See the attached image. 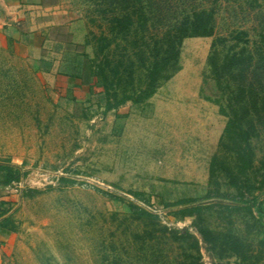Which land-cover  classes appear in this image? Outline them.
Here are the masks:
<instances>
[{
    "label": "rangeland",
    "instance_id": "obj_1",
    "mask_svg": "<svg viewBox=\"0 0 264 264\" xmlns=\"http://www.w3.org/2000/svg\"><path fill=\"white\" fill-rule=\"evenodd\" d=\"M97 1L62 0L60 12L81 14L84 43L82 28L78 35L69 25L39 23L42 11L0 22V164L21 173L0 187V264H183L188 244L134 240L146 224L133 220L129 204L196 237L204 264L219 261L198 234L200 222L234 233L264 264V134L257 127L251 138L253 193L240 196L223 173L210 185L228 119L209 68L213 42L225 38L219 52L246 48L253 56L242 73L228 75L230 84L264 94V0H144L150 32L205 10L214 34L183 41L181 70L147 103L112 111L98 81L85 83L95 58L86 42L107 29ZM240 32L248 43L235 40ZM181 200L192 202L175 206ZM197 206L198 219L180 212Z\"/></svg>",
    "mask_w": 264,
    "mask_h": 264
},
{
    "label": "trees",
    "instance_id": "obj_2",
    "mask_svg": "<svg viewBox=\"0 0 264 264\" xmlns=\"http://www.w3.org/2000/svg\"><path fill=\"white\" fill-rule=\"evenodd\" d=\"M143 1L123 0V5L118 0L96 2L107 29L86 42L95 45V58L88 62L89 74L85 83L90 77L98 81L105 95L106 111L116 110L127 103H147L181 70L183 41L212 37L214 34L213 13L205 10L193 12L185 21L164 32H150L148 11ZM246 36L245 32H240L235 40L248 43ZM226 41L225 38L216 39L209 57L210 72L226 98V104L220 105V113L228 119L220 140V153L213 157L210 164V185L218 173H223L229 186L243 196L242 191L253 193L255 190L250 183L255 156L251 138L257 127L264 134V94H258L252 84H230L228 75L242 73L252 63L253 56L246 53V48L240 52L234 48L225 53L219 52L218 44H225ZM80 76L83 74L77 73L72 79ZM20 179L19 171L0 164V187H9ZM191 202L181 200L175 206ZM129 205L133 220L146 224L143 232L134 234L135 241L154 244L165 240L171 245L188 244L184 248L183 264H204L196 237L188 231L164 226L159 216L134 204ZM201 211V206L180 210L184 217L196 216L197 219ZM197 231L207 252L219 264H225L223 261L231 258L235 259L234 264H260V258L234 233L215 232L201 222Z\"/></svg>",
    "mask_w": 264,
    "mask_h": 264
},
{
    "label": "crops",
    "instance_id": "obj_3",
    "mask_svg": "<svg viewBox=\"0 0 264 264\" xmlns=\"http://www.w3.org/2000/svg\"><path fill=\"white\" fill-rule=\"evenodd\" d=\"M62 9V0H0V22L3 18L15 23L24 20L28 21L29 17L32 15L31 11H42L44 17L39 23L44 24L45 22L48 23L52 21L48 26L52 25L53 27L69 25L68 27L72 29V33H76V29L79 31L82 28V36L78 37V43H84L85 22L81 14L64 10L60 12ZM62 12L63 15L60 14ZM61 18L67 19V21H59ZM41 27L39 28L41 29ZM35 31H37V28H35ZM40 33H42V30H40ZM80 33L81 31H79L78 35ZM71 40V42L75 43L76 40L74 35L71 37ZM34 55H36V52H34Z\"/></svg>",
    "mask_w": 264,
    "mask_h": 264
}]
</instances>
